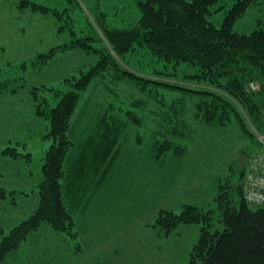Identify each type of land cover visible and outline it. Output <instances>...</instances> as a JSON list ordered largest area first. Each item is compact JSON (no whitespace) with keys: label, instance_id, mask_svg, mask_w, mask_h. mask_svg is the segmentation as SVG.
Listing matches in <instances>:
<instances>
[{"label":"rangeland","instance_id":"374dc122","mask_svg":"<svg viewBox=\"0 0 264 264\" xmlns=\"http://www.w3.org/2000/svg\"><path fill=\"white\" fill-rule=\"evenodd\" d=\"M20 1L0 0V149L14 146L32 159L0 153V189L16 191L14 203L0 200L4 234L36 210L43 158L54 142L31 90L37 87L38 100L54 106L55 90L71 89L99 59L98 53L61 49L79 38L110 54L114 67L91 81L69 120L61 194L73 227L60 231L42 223L0 264H188L201 225L180 223L167 233L156 226L160 211L178 214L194 204L211 211L219 228L214 198L220 186L237 183L239 155L264 152V126L257 128L245 105L231 101L254 136L244 133L228 104L200 95L225 92L191 81L190 68L174 71L141 47L119 57L107 34L137 24L135 0H30L60 17L18 8ZM233 1L213 4L207 20L220 26ZM263 22L264 0H258L232 29L247 34ZM56 45L51 59L34 65Z\"/></svg>","mask_w":264,"mask_h":264},{"label":"trees","instance_id":"16d2710c","mask_svg":"<svg viewBox=\"0 0 264 264\" xmlns=\"http://www.w3.org/2000/svg\"><path fill=\"white\" fill-rule=\"evenodd\" d=\"M135 1L141 13L137 24L131 28L112 29L107 34L114 52L121 57L141 47L157 62L165 67L170 66L174 71L181 65L190 68L192 73L188 76L191 81H205L211 88L225 92L227 97L219 93L192 92L208 96L222 106L228 104L242 131L253 137L231 101L245 105L250 121L257 128L264 126V107L260 106L264 103V22L247 34L234 31L232 25L258 0H234L227 7L220 26L210 23L206 15L213 4L224 0ZM17 7L60 15L30 0H21ZM54 48L46 54H40V60L34 65L51 59L60 46ZM76 48L86 53H98L100 57L73 80L71 89L61 93L55 90L59 99L54 106L45 98L38 100L37 87L31 90L33 98L38 102L37 114L50 121L48 135L53 137L54 142L43 158V178L37 184L39 202L36 210L8 234L0 229V263L4 262L9 253L17 250L29 233L42 223H48L60 231H69L73 227L72 216L61 194L60 181L64 176L63 162L71 144L67 133L69 120L74 114L80 94L91 81L106 67H114V58L110 54L104 55L100 50L96 52L89 38H79L61 47L63 50ZM132 80L140 83L139 79ZM147 83L142 84L147 86ZM251 83L258 84L259 89L249 88ZM165 86L176 89L174 85ZM251 100L259 104L260 109L251 104ZM0 153L12 158L32 159L30 153H20L14 146L0 149ZM237 174V183L220 186L214 198L219 228H214L211 211H202L194 204H185L178 214L168 210L160 211L156 226L167 233L180 223L201 225L188 264H264V205L251 206L246 202L244 167ZM15 192L0 189V200L9 197L10 203H14Z\"/></svg>","mask_w":264,"mask_h":264},{"label":"built area","instance_id":"2783aa9c","mask_svg":"<svg viewBox=\"0 0 264 264\" xmlns=\"http://www.w3.org/2000/svg\"><path fill=\"white\" fill-rule=\"evenodd\" d=\"M261 151L254 152L244 166V197L251 206L264 205V159Z\"/></svg>","mask_w":264,"mask_h":264},{"label":"water","instance_id":"95a60500","mask_svg":"<svg viewBox=\"0 0 264 264\" xmlns=\"http://www.w3.org/2000/svg\"><path fill=\"white\" fill-rule=\"evenodd\" d=\"M246 161H247V158H246V157H244V156H242V155H239V156H238V161H237V163H236L235 170H236V171L241 170V169L244 167Z\"/></svg>","mask_w":264,"mask_h":264},{"label":"crops","instance_id":"0c3cea01","mask_svg":"<svg viewBox=\"0 0 264 264\" xmlns=\"http://www.w3.org/2000/svg\"><path fill=\"white\" fill-rule=\"evenodd\" d=\"M79 159V158H78ZM78 163H76V165H77ZM63 166H64V163H63ZM78 166V165H77ZM65 175V174H64ZM64 177V176H63ZM63 177L61 178V190H62V194H63V189L66 187V186H64L63 184H62V179H63ZM78 182V181H77ZM83 181H82V179H80V181H79V183H78V185H80V183H82ZM77 184V183H76ZM83 184V183H82ZM77 185V186H78ZM79 187V186H78ZM81 189H82V187H80ZM62 196H64V195H62Z\"/></svg>","mask_w":264,"mask_h":264}]
</instances>
